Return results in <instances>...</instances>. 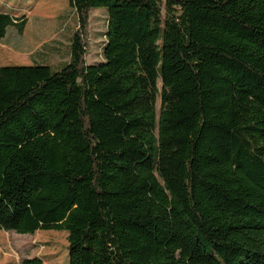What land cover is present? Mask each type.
Returning <instances> with one entry per match:
<instances>
[{
	"label": "trees",
	"instance_id": "trees-1",
	"mask_svg": "<svg viewBox=\"0 0 264 264\" xmlns=\"http://www.w3.org/2000/svg\"><path fill=\"white\" fill-rule=\"evenodd\" d=\"M69 4L66 64L0 66V230H66L69 264H264V0Z\"/></svg>",
	"mask_w": 264,
	"mask_h": 264
},
{
	"label": "rangeland",
	"instance_id": "rangeland-1",
	"mask_svg": "<svg viewBox=\"0 0 264 264\" xmlns=\"http://www.w3.org/2000/svg\"><path fill=\"white\" fill-rule=\"evenodd\" d=\"M41 0H0V65L49 64L61 68L70 59V46L77 29V16L69 0H49L56 8L45 12ZM25 20L21 29L20 22ZM10 23V24H9ZM108 8L90 14L87 62L104 61ZM48 27V28H47ZM48 34L37 40L38 32ZM160 102H158V107ZM40 235L0 230V264H25L39 258L42 264H69L68 231L38 230Z\"/></svg>",
	"mask_w": 264,
	"mask_h": 264
},
{
	"label": "crops",
	"instance_id": "crops-1",
	"mask_svg": "<svg viewBox=\"0 0 264 264\" xmlns=\"http://www.w3.org/2000/svg\"><path fill=\"white\" fill-rule=\"evenodd\" d=\"M0 66H2V65H0ZM37 234H39V232L37 231Z\"/></svg>",
	"mask_w": 264,
	"mask_h": 264
}]
</instances>
